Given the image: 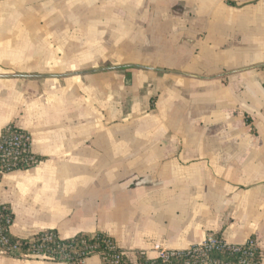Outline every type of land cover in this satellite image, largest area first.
Returning a JSON list of instances; mask_svg holds the SVG:
<instances>
[{
	"label": "crops",
	"instance_id": "1",
	"mask_svg": "<svg viewBox=\"0 0 264 264\" xmlns=\"http://www.w3.org/2000/svg\"><path fill=\"white\" fill-rule=\"evenodd\" d=\"M8 126L42 158L0 171L16 239L106 233L136 262L219 235L264 264V0H0Z\"/></svg>",
	"mask_w": 264,
	"mask_h": 264
},
{
	"label": "trees",
	"instance_id": "2",
	"mask_svg": "<svg viewBox=\"0 0 264 264\" xmlns=\"http://www.w3.org/2000/svg\"><path fill=\"white\" fill-rule=\"evenodd\" d=\"M42 160V158H40ZM8 219L11 225L14 221V215L11 208L7 205H0V228L2 234L9 240V247L15 248V253L5 254L17 259H31L33 255L44 256L48 260L56 263L81 264L88 258L99 256L104 264L107 258H115L125 254L120 249L116 241L106 233H79L72 238L61 239L56 231L47 230L39 233L32 240H19L10 234L11 225L7 224ZM222 239L219 235H215ZM51 237V238H49ZM239 250L231 247L214 249L203 256L195 258L203 262L206 258L215 264H241L244 259H248L249 264H261V253L257 246L249 245L239 246ZM70 259V260H67ZM189 257V256H187ZM120 264H132L126 257L120 258ZM136 264H161L148 262L146 255L139 253Z\"/></svg>",
	"mask_w": 264,
	"mask_h": 264
},
{
	"label": "built area",
	"instance_id": "3",
	"mask_svg": "<svg viewBox=\"0 0 264 264\" xmlns=\"http://www.w3.org/2000/svg\"><path fill=\"white\" fill-rule=\"evenodd\" d=\"M40 161V157L33 152V140L29 132L18 129L15 126H8L3 131L0 136V171L2 174L32 169L36 167ZM7 224L11 225L10 219H8ZM245 245L254 248L257 246L255 240H250ZM225 247H231L237 251L240 249L239 246L228 245L223 239H218L215 235H210L202 245L193 247L187 251L162 250L156 258L151 259L146 257V260L151 263L160 261L161 264H215L208 261L206 258L203 262H199L195 258L203 256L214 249H222ZM0 252L3 254L15 253V248L9 247V240L2 234L1 228ZM121 256L126 257V255L122 253V255L115 258H107V263L120 264ZM33 257L48 260V258L44 256L33 255ZM83 263L84 262H81V264ZM131 263L136 264L137 261ZM65 264L68 263L65 262ZM241 264H249L248 259H244Z\"/></svg>",
	"mask_w": 264,
	"mask_h": 264
}]
</instances>
